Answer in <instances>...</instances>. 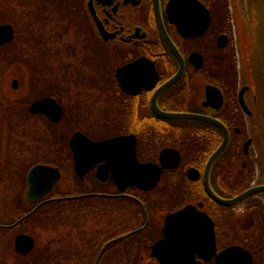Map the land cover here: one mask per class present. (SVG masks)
Listing matches in <instances>:
<instances>
[{"label": "flooded vegetation", "instance_id": "af4514ba", "mask_svg": "<svg viewBox=\"0 0 264 264\" xmlns=\"http://www.w3.org/2000/svg\"><path fill=\"white\" fill-rule=\"evenodd\" d=\"M245 1L244 16L239 0H183L179 13L189 28L185 32L170 20L169 0H81L78 17L71 2H61L66 15L38 19L39 58L29 65L33 78L3 80L0 69V104L13 113L0 111L2 166L8 178L22 184L14 197L27 204L20 215L3 207L0 264H11V255L15 264H160L151 247L163 236L167 213L201 202L199 209L214 221L217 250L208 260L196 257L198 264H216L218 252L230 245L249 249L232 239L233 226L234 220L262 225L260 205L251 199L256 196L228 207L214 201L204 186L206 166L225 135L223 151L208 173L212 189L216 192L214 181L223 188L248 182L229 198L264 183V163L261 167L258 161L259 148L264 149V4L261 10ZM13 28L12 40L0 50L14 41ZM49 70L51 77L44 79ZM4 85L10 92L6 96ZM44 99L33 111V103ZM75 133L118 142L94 149L75 144ZM82 145L79 156L85 159L76 163L75 148ZM27 154L34 155L28 171L45 164L60 174L34 201L26 198ZM142 165L162 167L150 189L132 183L151 179ZM16 166L22 168L12 170ZM254 167L259 174L249 184ZM169 195L178 196L182 205L167 206ZM48 205L54 214L51 238L40 246L36 229L42 227L33 228L29 220ZM22 234L33 238L24 254L16 250Z\"/></svg>", "mask_w": 264, "mask_h": 264}, {"label": "water", "instance_id": "95a60500", "mask_svg": "<svg viewBox=\"0 0 264 264\" xmlns=\"http://www.w3.org/2000/svg\"><path fill=\"white\" fill-rule=\"evenodd\" d=\"M183 0H169L167 5V11L169 13L170 20L177 24L180 31H188L186 23L180 18L179 5ZM191 2H197V0H186ZM240 1V11L242 15H247L246 1ZM94 13V12H93ZM14 36V28L11 23H0V44L9 42ZM168 38V37H167ZM170 46L174 48L173 44L169 42ZM172 81V80H171ZM46 102L42 100L35 102L32 105V110L37 111ZM61 112L58 108L57 114L53 119H56ZM169 117L174 116H188L194 117L192 114L186 113H169ZM217 123L221 128H224L223 124L219 121L209 119ZM227 135H225L224 142L221 146L212 154L206 169L204 186L207 194L216 202L222 205H236L245 198L264 191V184L252 186L238 195L231 198H224L218 195L211 187L208 173L213 160L223 151L225 146ZM73 141L77 143H88L94 149H98L105 144H112L118 142L116 138L110 140L93 141L89 137L75 133L73 135ZM92 149V148H91ZM79 154H84V145L75 148L76 163L83 162L84 157H80ZM162 167L142 165L140 169L144 172L148 171L152 174L151 179L142 180L138 177V180L132 183L144 188L150 189L155 184L159 177V171ZM59 170L49 165L37 164L33 166L28 174V186L26 191V198L29 201H34L39 197H42L47 193L55 180L59 178ZM203 203L198 205L187 204L183 208L167 213L164 219V225L162 227L163 236L156 240L151 247V255L158 259L160 264H198L199 261L196 257L204 260L210 259L217 250L215 240V227L213 219L204 210H201ZM33 247V238L29 235H19L16 239V250L24 254L31 250ZM216 264H253V258L249 250L244 249L241 245H230L227 248L219 251L216 255Z\"/></svg>", "mask_w": 264, "mask_h": 264}, {"label": "rangeland", "instance_id": "374dc122", "mask_svg": "<svg viewBox=\"0 0 264 264\" xmlns=\"http://www.w3.org/2000/svg\"><path fill=\"white\" fill-rule=\"evenodd\" d=\"M61 1L65 3L64 0H61ZM56 2H58V0H0V18L7 19L9 22H11L15 26V32H16L14 41L11 42L7 47H5V49L0 50V69L2 72L1 78L3 80L8 79L10 81L12 77H17L22 83V80H25L27 82L29 78H33L31 77V71L29 70L30 69L29 65L30 64L33 65L32 63L35 61V59L39 58L38 54L40 52V49L36 48L37 40H35L34 36L33 37L30 36L29 33L30 32L35 33L37 21L41 16H47L49 18L51 16L52 17L54 16L55 18L57 16H60L61 14L63 15L67 14V11L65 10V8L63 9L57 8L55 10ZM73 15L75 17L79 16V14L76 12L73 13ZM47 31H49V28L47 29ZM22 34L23 35L28 34L29 36L24 37L22 36ZM50 54H51V50L48 51L47 56L49 57ZM42 55L45 56L44 53H42ZM5 74H6V77H5ZM42 77H44V79L45 78L48 79L49 77H51L50 70L47 71V75H46V72L44 71ZM3 91L5 93V96L10 93L8 91V88L5 87V85L3 87ZM11 94H10V97L13 99L14 96L12 97ZM0 105L2 106V107L0 106V111H2L1 108H5V106L4 104H0ZM5 114L7 116H12L13 113L12 112L10 113L5 108ZM1 118L2 117L0 115V222H3L2 220L3 207H5V212H10L11 214L17 213L18 215H20L22 211H24V207L25 205L27 206V204H25V202L23 203V200L21 201L22 198L19 199L18 196L14 197V194L16 193V191L21 190L22 184L21 183L19 184L18 181H15L14 179H12L11 176L10 178H8L6 176L7 174H5V167L2 166L3 161L5 159V144H4L5 124L1 122L2 120ZM30 129L29 130L27 129V131H30L32 133L34 129H32V127H30ZM259 151H260V155H259L260 157L258 161H259V165L262 167L264 163V149L260 147ZM27 157L28 159L25 160L26 166L24 169L25 171L24 175L28 171V168L30 167L29 164L31 163L30 160L34 157V155L27 154ZM14 158H15V154H13V157H11V159H14ZM21 168H22L21 166H16V168L15 169L12 168V170H20ZM253 171L254 172H252V176L249 180V184L253 180V177L258 176L259 174L258 173L259 170H256L255 167L253 168ZM225 185H227V187L223 188L217 182L215 181L213 182V186L216 189V192L223 197H228L229 195H233L237 191L239 192L240 190H242V188L249 186L248 182H245L242 185L236 184V183H228ZM261 195L264 196V192H262ZM253 196H256V197H253V198L251 197V199L258 201V203L256 202V204L262 205V207L264 208V205L261 199L258 197L259 194L258 195L254 194ZM168 198H170L169 199L170 203H167V206L175 204L176 206H174V208H176L177 206L182 205L181 203L183 202V200L179 199L178 196L175 198H172V196ZM250 202L248 203L250 204ZM209 204L211 203L209 202ZM254 206L255 205L251 206V208H254ZM49 207L51 206L48 205L47 208L42 212L44 214H42L40 217H37L35 215L36 217L33 216L29 220V221H34L33 228H37L39 225H41L42 227V229L40 228L36 229L37 235L40 236L39 238L40 246H44L45 242L47 241L49 242L51 238V235H50L51 225L53 223L52 220H54L52 216L54 214L51 215L52 211ZM254 213L258 215L259 212L256 210L254 211ZM260 215L262 214L260 213ZM51 217H52V220H51ZM256 222H257L255 224L256 226L250 227V226H247L248 224L245 225L243 221L240 222L238 220H234L232 239H234L235 242L243 243L246 247H248L252 251L253 256H254V264H264V233H263L264 232V219H263V222H261L262 225L258 223L260 221H256ZM238 227L240 229H238ZM258 227L261 228V231L259 230ZM2 241H3V238L1 235L0 236V255L2 253L1 251ZM10 251L11 250H10V245L8 242V237L5 236V253L6 254L10 253ZM15 259L16 258H14L11 255V258H10L11 264H15L16 262ZM121 264H138V263L122 262ZM139 264H145V263L140 262Z\"/></svg>", "mask_w": 264, "mask_h": 264}, {"label": "trees", "instance_id": "16d2710c", "mask_svg": "<svg viewBox=\"0 0 264 264\" xmlns=\"http://www.w3.org/2000/svg\"><path fill=\"white\" fill-rule=\"evenodd\" d=\"M64 1H65L67 4L71 2V4H70V5H71V9H74V10H73V13H75V12L78 13V12L80 11L79 15H81V13H82L81 11H82V10H81V8H79L80 6H78V5H80L81 0H64ZM61 2H62L61 0H60V1L58 0V2L55 3L56 9L59 8L58 6H59V3L61 4ZM251 3H254V4L256 3L255 6H257L259 9L262 10V7H263L262 4H264V0H251ZM258 13H259V11H258ZM260 13H261V12H260ZM47 18H49V17H47ZM33 34H34V32H30V33H29V35L32 36V37L34 36ZM29 35H28V34H25L24 36L27 37V36H29ZM19 36H20V35H19ZM22 36H23V34H22ZM237 192H238V191H237ZM262 203H263V202H262ZM217 205H218V204H217ZM263 205H264V204H263ZM218 206H220V205H218ZM220 207H221V206H220ZM254 207H257V205H255ZM259 208H260V213L262 214V216H264V208L262 207V205H260Z\"/></svg>", "mask_w": 264, "mask_h": 264}]
</instances>
